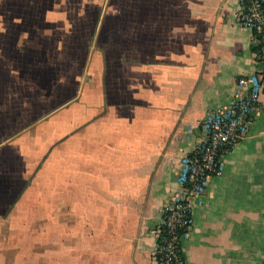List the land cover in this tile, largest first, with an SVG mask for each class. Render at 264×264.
<instances>
[{"label": "crops", "instance_id": "1", "mask_svg": "<svg viewBox=\"0 0 264 264\" xmlns=\"http://www.w3.org/2000/svg\"><path fill=\"white\" fill-rule=\"evenodd\" d=\"M238 9L0 0V264H152L181 158L255 71ZM28 140L43 150L24 160ZM192 215L184 264H262V113Z\"/></svg>", "mask_w": 264, "mask_h": 264}, {"label": "built area", "instance_id": "2", "mask_svg": "<svg viewBox=\"0 0 264 264\" xmlns=\"http://www.w3.org/2000/svg\"><path fill=\"white\" fill-rule=\"evenodd\" d=\"M238 1L237 23L250 32L255 71L238 77L230 99L205 114L195 146L181 158L178 189L165 199L161 219L151 230L152 264H184L182 244L193 230L195 203L210 179L222 173L224 155L248 135L256 115H264V0Z\"/></svg>", "mask_w": 264, "mask_h": 264}, {"label": "rangeland", "instance_id": "3", "mask_svg": "<svg viewBox=\"0 0 264 264\" xmlns=\"http://www.w3.org/2000/svg\"><path fill=\"white\" fill-rule=\"evenodd\" d=\"M24 132H26V131H24ZM46 132H47V128H41V129H37L36 130V133H38V134H36L38 137H39V140H41L42 142H44L45 143V138H46ZM24 134H26V133H24ZM32 135V134H31ZM31 135H29V136H31ZM27 137V136H26ZM26 140V139H25ZM30 142V140H28L27 141V144H25L24 146H23V150H22V158L24 159V160H26L28 157H29V155L30 154H36L37 153V156L38 155H40L41 154V152H42V150L43 149H38L37 147H36V145L35 144H32V143H29ZM33 145V146H32ZM33 150L32 152L30 151V150ZM27 152H29V153H27Z\"/></svg>", "mask_w": 264, "mask_h": 264}]
</instances>
